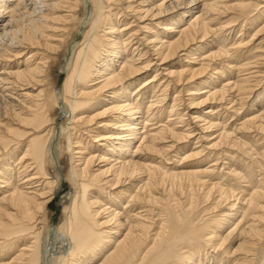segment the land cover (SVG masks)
<instances>
[{
    "label": "bare ground",
    "instance_id": "bare-ground-1",
    "mask_svg": "<svg viewBox=\"0 0 264 264\" xmlns=\"http://www.w3.org/2000/svg\"><path fill=\"white\" fill-rule=\"evenodd\" d=\"M262 2L0 0V264H264V42L219 81L249 45L227 43L228 29L257 24L250 38L264 40ZM186 94L208 105V142L185 155ZM217 104L240 124L219 121ZM206 149L215 163L181 166Z\"/></svg>",
    "mask_w": 264,
    "mask_h": 264
},
{
    "label": "rangeland",
    "instance_id": "rangeland-1",
    "mask_svg": "<svg viewBox=\"0 0 264 264\" xmlns=\"http://www.w3.org/2000/svg\"><path fill=\"white\" fill-rule=\"evenodd\" d=\"M262 5H264V2H262V4L259 6V8L262 6ZM258 10V9H257ZM257 10H254L251 14L253 15L254 13H256L257 12ZM238 22V24L237 25H235V26H233L231 29H228L227 31H226V33H229V38H228V40H226L227 41V43H230L231 42V44H232V42L233 41H235V40H238V37L239 38H241V39H244V41H245V39H246V41L245 42H248V44L249 45H247V47L248 48H244V49H242V50H239V52H237V54H235L234 53V57H233V59H231V60H229L228 61V63H230V64H228L227 63V61L226 62H224V65H225V67L226 66H228V67H230V68H225V69H227V70H225L226 72H227V74L226 73H224V76H223V78H219V81H223L224 82V78H225V81L226 80H228V81H235V78H237V77H239L240 75V72H239V70L236 68V67H238L237 66V64H242L243 62L245 63V61L247 62V61H253V60H251L252 59V57L254 58V54L253 53H251V51L253 50V52H255L254 50H256V49H254V48H252V47H255L258 43H259V41H262V42H264V40H263V38H259V39H257L258 37H256V38H253L252 40H253V43H252V40H251V38L250 37H252L253 36V34H254V31H255V27L256 26H258L257 24H254V25H251L249 22H241L240 20L239 21H237ZM262 22V21H261ZM242 24H244L245 26H243ZM256 25V26H255ZM252 26V27H251ZM242 27H243V32H245V35L246 36H244V35H242V36H244V37H240V35H239V33L241 32V29H242ZM246 27V28H245ZM247 27H248V29H247ZM239 28H241L240 30H239ZM250 29V30H249ZM231 30V31H230ZM254 30V31H253ZM233 31V32H232ZM235 31V32H234ZM250 31V32H249ZM251 32H252V34H251ZM248 33V34H247ZM234 34V35H233ZM232 35V36H231ZM237 37H236V36ZM248 35V36H247ZM252 35V36H251ZM231 37V38H230ZM236 37V38H235ZM247 37H249V38H247ZM234 38V39H233ZM231 39V40H230ZM230 40V41H229ZM233 40V41H232ZM247 40H249V41H247ZM256 40V41H255ZM229 41V42H228ZM251 41V42H250ZM251 43V44H250ZM251 46V47H250ZM247 49V50H246ZM251 49V51H249ZM249 51V52H248ZM245 52V53H244ZM244 53V54H243ZM240 54V55H239ZM251 56H250V55ZM237 55V56H236ZM245 56V58H244V56ZM198 56V55H197ZM246 56H248V57H246ZM237 59H236V58ZM251 59H250V58ZM202 58H203V56H201V57H199L198 58V62H196L197 64H199V62H200V60H202ZM239 58H241V59H239ZM200 59V60H199ZM241 60V61H240ZM231 61V62H230ZM238 61V62H237ZM159 62L160 61H157V63H156V60H155V62H154V60H153V65H151V67H150V71H149V74H148V72L147 73H145V79L146 80H144V82H147V81H149L150 79H152V77L155 75V67L157 66V65H155V64H159ZM186 62V63H185ZM190 61H184L182 64L183 65H186L187 63H189ZM192 62V61H191ZM237 62V63H236ZM242 62V63H241ZM195 63V61L192 63V64H196ZM217 63H220V62H218L217 61ZM226 63V64H225ZM166 64H168V63H166ZM165 63H160V66H158V67H160V71L159 72H163V74L161 73V75H159L158 76V78L157 79H161L160 81H163L164 79L162 78V76L164 77V76H167V75H164V74H166L167 73V71H163L162 69H164V68H167L168 66L166 65ZM228 64V65H227ZM233 64H235V65H233ZM230 65H233V66H235V67H233V66H230ZM167 66V67H166ZM181 66V65H180ZM239 68V67H238ZM154 69V70H153ZM224 69V68H223ZM230 69V70H229ZM255 70V68H252V70H250V71H254ZM233 71V72H232ZM166 72V73H165ZM230 74H229V73ZM235 72V73H234ZM238 72V73H237ZM234 73V74H233ZM148 75V76H147ZM226 75V76H225ZM237 75H239V76H237ZM228 78V79H227ZM219 81H217V83H219ZM180 84H182V83H180ZM262 85V84H261ZM190 86V85H189ZM262 86H264V85H262ZM177 87V89L178 90H180L182 87H180V86H176ZM194 87H196V84H195V86H194V84L192 85V86H190V88H194ZM261 87V86H260ZM263 89V87H261V89L259 90V91H261ZM169 92V97H167V99L165 100V102H167V103H165L164 102V107H166V106H168L169 105V103H172V99L176 96V94L177 93H174V90H172V88L168 91ZM202 91H200L199 93H198V91H197V93L198 94H195L194 95V98H196V97H199V96H201V95H203L204 93H201ZM256 93H258V92H256ZM158 94H160V93H158ZM187 94H189V93H187ZM185 95V100L186 101H188V102H186V103H184V105H181V107H182V109H180V111H183L184 113L186 112L188 115H185V117H186V119H188L189 118V121H190V116L189 115H193V117H194V120L192 121V123H190V126H188V128H189V130H195L194 131V133H193V136H191V142H190V144L189 145H187L186 147H184V149H183V153L186 155L187 153H190L192 150H194V148H199V149H201L202 147L201 146H204L205 145V143H207L208 141H200V140H197L198 139V137H199V135L201 134V130H200V127H201V123H199L197 120H198V116L197 115H202V112H203V110H204V112L206 111L205 109H204V107H207L208 105H205L204 107H197V106H194L193 107V105H186L187 103H189L190 102V97H191V95ZM147 98H149V97H147ZM157 98V97H156ZM155 97L154 98H149V99H147V100H155L156 99ZM170 98V99H169ZM249 100H250V104H251V101L253 100V98H252V96H250V98H249ZM248 100V101H249ZM247 101V102H248ZM250 104H249V102H248V104H246V109L245 108H243L240 112H241V114H245V115H247V114H253V110L254 109H252L251 108V110H249L250 109V107H247V106H250ZM147 105V103H144V105L143 106H146ZM186 106V107H185ZM192 106V107H191ZM223 107H225V108H223ZM231 107V106H230ZM230 107H228L227 105H223V104H217L216 105V108H215V113L217 112V113H219L220 112V114L217 116L216 115V117H218V119H219V121H222L223 122V124L224 125H226L227 123V126L229 125L230 127L235 123L236 125H238V124H240V120H238L239 118H238V116H233L234 115V113H233V109L232 108H230ZM264 107V104L263 105H261V108H263ZM143 108V107H142ZM202 108H203V110H202ZM222 108H223V110H222ZM229 109V111H228V109ZM249 108V109H248ZM260 108V106L258 107V109H257V111L259 110V109H261ZM191 109V110H190ZM221 109V110H220ZM225 111V112H224ZM245 111V112H244ZM252 112V113H251ZM255 112H256V110H255ZM185 113V114H186ZM226 113H227V115H226ZM243 114V115H244ZM160 115V116H159ZM66 115H65V113H62V115H61V117L62 118H60L59 119V125L57 126V131H56V134H55V137H54V140H53V146H52V148H51V155L53 156V157H56V145H57V142L60 140V138H61V132H62V129H61V124H62V122H63V119H64V117H65ZM207 116V115H206ZM220 116V117H219ZM157 117V118H156ZM161 113H159V114H157L156 116H155V120H153V121H150V123L152 124L153 122L155 123L156 122V120H157V124H156V126H159L160 124L159 123H161L162 124V122L161 121H159V120H161V119H164V120H166L167 121V119L164 117H161ZM188 117V118H187ZM195 117H196V121H195ZM228 117V118H227ZM159 118V119H158ZM233 118V119H232ZM218 119H216V121L218 120ZM190 121V122H191ZM195 121V122H194ZM239 121V122H238ZM226 122V123H225ZM149 123V124H150ZM197 124L196 126H195V124ZM159 124V125H158ZM192 124V125H191ZM234 124V125H235ZM179 125H183V124H179ZM185 125V124H184ZM199 125V126H198ZM153 126H155V125H152V126H149V128H151V127H153ZM155 126V127H156ZM197 127H199V128H197ZM185 128H187L186 126H185ZM200 130V131H199ZM204 132H206V133H204V134H209V137H208V140H210L211 138H214L218 133H217V131L216 130H212V131H204ZM207 134V135H208ZM213 134V135H212ZM215 134V135H214ZM250 137H252L251 135H249ZM195 139H194V138ZM194 139V140H193ZM213 140V139H212ZM197 143H196V142ZM199 141V142H198ZM195 142V143H194ZM195 145H194V144ZM197 144V145H196ZM197 146H199V147H197ZM207 147V146H206ZM193 148V149H192ZM188 150V151H187ZM209 149H206L203 153H201L200 155L201 156H199V159L197 160L196 159V157H194L192 160H189V161H187V162H185V163H181V166H189V165H196V166H203V164H205L203 167H205L206 165L208 166V164L209 165H212L213 163H215V158L216 157H214L213 156V154H212V156L210 157V158H208L209 159V161H208V159H205L206 157V155L209 153V151H208ZM207 151V152H206ZM205 152H206V154H205ZM174 153H176V152H172V155L174 154ZM179 154V156H184V154H180V153H178ZM203 154V155H202ZM146 156V155H145ZM144 156V157H145ZM179 156H178V158L177 157H175V159L177 160V159H179ZM147 157V156H146ZM153 158V157H152ZM201 158V159H200ZM208 162H207V161ZM157 161H160V158H158L157 159ZM196 161V162H195ZM220 162H221V160H219ZM172 162V161H171ZM197 162H199V163H197ZM200 162H201V164H200ZM203 162V163H202ZM210 162V163H209ZM213 162V163H212ZM220 162H218V164L220 165V164H222V163H220ZM190 163V164H189ZM196 163V164H195ZM208 163V164H207ZM212 163V164H211ZM179 165V164H178ZM169 166H172L171 164H169ZM220 168H224V166H221L220 165ZM64 186H63V188H60L59 189V191H58V194H57V196H56V198L53 200V202H52V204H51V210H52V213H53V215H54V224L56 225L59 221H60V218H61V214H62V208H63V201H64V198L66 197V194L70 191V189H71V187H70V185H69V183L68 182H66V181H64ZM54 227L55 226H53L52 225V230L54 229ZM48 252V247H44V254L45 255H47V252Z\"/></svg>",
    "mask_w": 264,
    "mask_h": 264
}]
</instances>
